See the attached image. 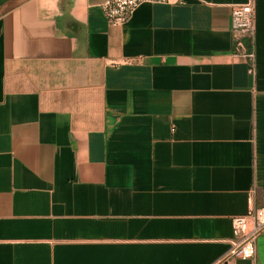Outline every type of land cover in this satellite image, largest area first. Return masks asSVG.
I'll return each instance as SVG.
<instances>
[{
    "label": "crops",
    "instance_id": "0c3cea01",
    "mask_svg": "<svg viewBox=\"0 0 264 264\" xmlns=\"http://www.w3.org/2000/svg\"><path fill=\"white\" fill-rule=\"evenodd\" d=\"M105 1L0 0V264H216L264 208V0L254 73L251 0Z\"/></svg>",
    "mask_w": 264,
    "mask_h": 264
},
{
    "label": "built area",
    "instance_id": "2783aa9c",
    "mask_svg": "<svg viewBox=\"0 0 264 264\" xmlns=\"http://www.w3.org/2000/svg\"><path fill=\"white\" fill-rule=\"evenodd\" d=\"M172 0H106L102 4L104 16L113 27L128 24L135 12L146 3L170 4ZM255 5L251 0L247 4L236 5L232 9V34L234 56L247 60L252 72H255ZM250 41V45L246 44ZM252 222V226L250 225ZM264 230V208H252L247 216L233 219L235 240L232 248L216 264H236V260L256 262V241Z\"/></svg>",
    "mask_w": 264,
    "mask_h": 264
}]
</instances>
